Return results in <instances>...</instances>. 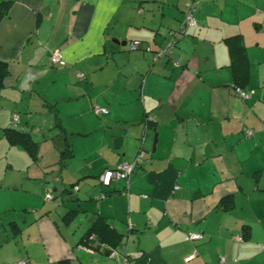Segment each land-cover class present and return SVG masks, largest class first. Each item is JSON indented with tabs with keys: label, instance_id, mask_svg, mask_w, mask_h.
Here are the masks:
<instances>
[{
	"label": "crops",
	"instance_id": "0c3cea01",
	"mask_svg": "<svg viewBox=\"0 0 264 264\" xmlns=\"http://www.w3.org/2000/svg\"><path fill=\"white\" fill-rule=\"evenodd\" d=\"M9 1L0 264H264V0ZM186 5L196 27L155 59ZM140 150L127 182L99 183ZM99 218L120 236L114 258L82 243Z\"/></svg>",
	"mask_w": 264,
	"mask_h": 264
},
{
	"label": "built area",
	"instance_id": "2783aa9c",
	"mask_svg": "<svg viewBox=\"0 0 264 264\" xmlns=\"http://www.w3.org/2000/svg\"><path fill=\"white\" fill-rule=\"evenodd\" d=\"M186 15L183 21L181 22L180 27L178 28L177 31H172L169 35V41L166 43L164 48L160 49L155 53V58L159 59L161 57L165 56H171L172 55V50L176 45V42L178 39H180L182 36L185 35V31L187 28L191 27H196V20L193 16L194 13V6L193 5H186ZM140 46L139 41H132L129 43V49L130 50H137ZM149 51V49H147ZM49 64L53 68H63L65 66V62L63 60V57L60 53L54 52L49 56ZM77 78L79 81H83L86 78V75L84 73H78ZM235 93L238 95V97L242 100L245 101L251 97V92L244 91L240 88H235ZM99 114H107L106 110L104 109H99L97 111ZM13 121H17V115L12 116ZM252 134L251 132L247 133V136H250ZM143 152L140 150L137 158L132 162V163H121L119 164L115 169L113 170H105L101 173V175L98 178L99 183L104 186L108 187L113 180H124L128 181L130 176L133 174L134 170L136 169L137 163L142 157ZM73 190L77 191V187H74ZM101 198H104V196H101ZM51 196L46 195V200H50ZM201 238L200 235L197 234H188L187 240L190 241H196ZM94 240L92 238L89 239ZM238 241H241L240 238H238ZM80 249L83 251L90 252L91 250L87 247L79 246ZM109 258H114L115 257V252L114 250H109V253L107 254ZM193 259V256L187 257L185 259L186 262H189L190 260ZM18 264H24L23 262H20ZM124 264H130L129 262H125Z\"/></svg>",
	"mask_w": 264,
	"mask_h": 264
},
{
	"label": "trees",
	"instance_id": "16d2710c",
	"mask_svg": "<svg viewBox=\"0 0 264 264\" xmlns=\"http://www.w3.org/2000/svg\"><path fill=\"white\" fill-rule=\"evenodd\" d=\"M11 4H12V2L9 0H0V21L8 13ZM237 38L238 37H235L233 39L234 41L232 40L230 45L235 46L234 53L236 54V56H235L236 57V63H238L240 65V67L244 68L247 65L246 64V57H245L244 49L240 45L238 46L239 42H238ZM155 53H157V52H155ZM155 59H157V58H155ZM243 70H245V69H243ZM7 76H8L7 65L4 62H0V88H2L4 86V80ZM238 88H240V87H238ZM6 136H7V141L10 144L13 145V144L18 143V144L22 145L25 148V150L32 157L35 156V148H36L35 144L32 143L27 136L17 135V134L9 133V132H6ZM63 155H67V149L64 151ZM108 170H113V169H108ZM113 181H117V180H113ZM110 185H111V183H110ZM110 185L108 187H110ZM90 238H92L94 240L90 241L89 240ZM119 241H120V236L114 234V232L109 229V226L107 225V223L102 218H99L93 224V226L87 231L86 236L83 239L82 243H85V244L88 243L86 245L87 247H91L92 244H97L96 248L99 252L108 254L109 250L115 249V247L118 245Z\"/></svg>",
	"mask_w": 264,
	"mask_h": 264
},
{
	"label": "water",
	"instance_id": "95a60500",
	"mask_svg": "<svg viewBox=\"0 0 264 264\" xmlns=\"http://www.w3.org/2000/svg\"><path fill=\"white\" fill-rule=\"evenodd\" d=\"M168 41H169V38H168L167 42ZM156 142H157V134H154V140H153V143H152V149H155Z\"/></svg>",
	"mask_w": 264,
	"mask_h": 264
},
{
	"label": "rangeland",
	"instance_id": "374dc122",
	"mask_svg": "<svg viewBox=\"0 0 264 264\" xmlns=\"http://www.w3.org/2000/svg\"><path fill=\"white\" fill-rule=\"evenodd\" d=\"M0 171H1V170H0ZM43 200H44V201L46 200V195L43 197ZM32 239H34V237H33Z\"/></svg>",
	"mask_w": 264,
	"mask_h": 264
}]
</instances>
